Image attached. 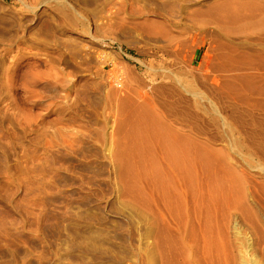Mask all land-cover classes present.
<instances>
[{"label": "rangeland", "instance_id": "obj_1", "mask_svg": "<svg viewBox=\"0 0 264 264\" xmlns=\"http://www.w3.org/2000/svg\"><path fill=\"white\" fill-rule=\"evenodd\" d=\"M256 1L65 0L68 16L54 0H0V264H148L140 248L149 206L134 202L123 180L112 95L152 84L158 103L167 97L160 86L171 80L150 75L172 67L170 56L159 57L175 48L172 34L183 58L201 51L214 60L229 45L231 73L240 72L245 39L231 10ZM55 76L64 89L52 87ZM220 91L209 90L215 100ZM228 112L237 136L259 121H247L242 104ZM191 125L220 151L230 146L207 118ZM257 161H237L255 184L250 202H264ZM151 209L165 213L159 200Z\"/></svg>", "mask_w": 264, "mask_h": 264}, {"label": "bare ground", "instance_id": "obj_2", "mask_svg": "<svg viewBox=\"0 0 264 264\" xmlns=\"http://www.w3.org/2000/svg\"><path fill=\"white\" fill-rule=\"evenodd\" d=\"M54 1L68 16L73 14L65 0ZM234 8L231 12L240 20L245 39L240 72L231 73L229 45L214 60L203 59L201 51L183 58L172 34L175 48L159 55L160 61L170 56L172 67L165 74L150 75L154 81L171 80L160 86L168 89L167 97L159 104L152 84L144 92L112 95L120 115L114 146L125 169L123 180L134 192L133 201L149 206L147 240L140 248L148 264H264V202H250L248 187L255 184L237 162L247 165L260 158L264 171V0ZM213 20L223 22L225 17ZM252 35L255 44L248 40ZM146 65L154 70V65ZM66 85L54 77L55 90ZM211 87L221 90L217 100ZM156 103L168 113L159 111ZM239 104L247 121L259 117L252 131L244 128L242 137L236 134L240 126L228 119V110ZM206 118L216 127L215 136L228 138L229 147L220 151L204 128L199 132L191 125ZM143 180L148 182V196ZM187 191L193 202H186ZM158 200L165 213L151 209Z\"/></svg>", "mask_w": 264, "mask_h": 264}]
</instances>
